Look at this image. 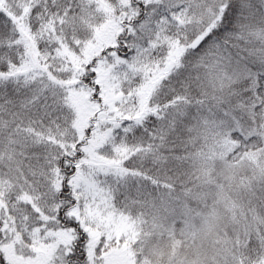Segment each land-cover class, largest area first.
<instances>
[{
  "label": "snow or ice",
  "instance_id": "6c2138e0",
  "mask_svg": "<svg viewBox=\"0 0 264 264\" xmlns=\"http://www.w3.org/2000/svg\"><path fill=\"white\" fill-rule=\"evenodd\" d=\"M0 264H264V0H0Z\"/></svg>",
  "mask_w": 264,
  "mask_h": 264
}]
</instances>
